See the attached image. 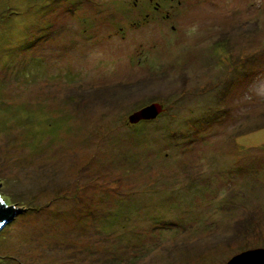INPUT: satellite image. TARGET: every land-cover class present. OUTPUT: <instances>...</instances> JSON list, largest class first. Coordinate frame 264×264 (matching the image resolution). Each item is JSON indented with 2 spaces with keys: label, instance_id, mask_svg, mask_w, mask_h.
Wrapping results in <instances>:
<instances>
[{
  "label": "rangeland",
  "instance_id": "rangeland-1",
  "mask_svg": "<svg viewBox=\"0 0 264 264\" xmlns=\"http://www.w3.org/2000/svg\"><path fill=\"white\" fill-rule=\"evenodd\" d=\"M0 196V264L264 248V0H0Z\"/></svg>",
  "mask_w": 264,
  "mask_h": 264
},
{
  "label": "water",
  "instance_id": "water-1",
  "mask_svg": "<svg viewBox=\"0 0 264 264\" xmlns=\"http://www.w3.org/2000/svg\"><path fill=\"white\" fill-rule=\"evenodd\" d=\"M161 111L159 104H150L129 116V123L154 119ZM19 213L17 207L7 205L0 196V230ZM226 264H264V248L244 251L232 257Z\"/></svg>",
  "mask_w": 264,
  "mask_h": 264
},
{
  "label": "flooded vegetation",
  "instance_id": "flooded-vegetation-1",
  "mask_svg": "<svg viewBox=\"0 0 264 264\" xmlns=\"http://www.w3.org/2000/svg\"><path fill=\"white\" fill-rule=\"evenodd\" d=\"M178 3H179V1H178ZM160 6H161V4H156V6L154 7V12H158L160 9ZM147 16V15H146ZM171 17H170V15H168L167 13L164 15V19H166V20H169ZM172 28V30H174V27H171Z\"/></svg>",
  "mask_w": 264,
  "mask_h": 264
}]
</instances>
